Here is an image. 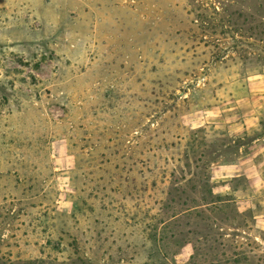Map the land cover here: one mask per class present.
<instances>
[{"label":"rangeland","instance_id":"1","mask_svg":"<svg viewBox=\"0 0 264 264\" xmlns=\"http://www.w3.org/2000/svg\"><path fill=\"white\" fill-rule=\"evenodd\" d=\"M263 118L264 0H0V264L68 263L50 225L86 264H130L133 222L155 230L137 264H264Z\"/></svg>","mask_w":264,"mask_h":264},{"label":"trees","instance_id":"2","mask_svg":"<svg viewBox=\"0 0 264 264\" xmlns=\"http://www.w3.org/2000/svg\"><path fill=\"white\" fill-rule=\"evenodd\" d=\"M166 36H167V38L170 37L169 35H166ZM188 38L190 39L191 44H198L199 43V42H196V40L194 39L195 38L194 37V33L192 35H190ZM196 48H198V45H194L191 48V50H193V49L196 50ZM194 56H197L196 52L194 53ZM215 62H218V59L217 58L215 59ZM259 124H260V126L262 128H264V118L263 119H260ZM135 182H136V184L139 183L138 181H135ZM138 191H139V193H137V194L135 193V202H134L133 208L135 210H137V212L139 214H144V215L149 214V211L146 210V207H147L146 206V203L144 202V200L147 199V197L150 198L149 196H147L148 189L146 187H144V188L142 187V188H139ZM191 191H192V194L194 193V195L195 194H198L197 193V189H195V188H191ZM80 193H83V195L85 193V197H86L85 199L86 200H88L90 198V196L88 195V193H86L84 187L81 188ZM176 193L177 192L175 191V194ZM183 194H185V193L182 192V193H180V196H175L174 198H172V200L170 201L172 203H170V204H172V206H175L176 208H178V205L180 204L181 196H183ZM176 195H178V193ZM207 195H209V191L207 190V183L204 182L202 184L201 190L199 192V198L203 202H205L203 204L204 206L208 205L206 203V201H207V199H206ZM13 200H14L13 202H22L24 199H13ZM82 200H83L82 197H80L79 199L76 198L75 201H72L73 204L75 205V212L70 217H68V218L66 217L65 218L66 221H64L62 223V225L65 226V227H67L69 230H70V227H71L70 226V223L75 224V223L78 222L77 216H79V215L84 216V211H83V209L81 207V205L84 206V202ZM220 201L221 200H219V202ZM189 202H191V205H194V206H190V207L186 208L184 211H180L179 210L180 213L181 212L182 213L185 212V214L187 213L189 215H192V213L189 212L190 210L196 209L198 207H201V205H197V202L195 201L194 198H190V201ZM189 202L188 201H184L182 204L183 205H186V206H189L188 205ZM210 204H215V202L212 200L210 202ZM142 205H143V207H142ZM39 207L40 206H38V207L30 206L28 208V212L23 216L29 222L26 223V220H25V221H23V223L21 224V226H24L26 229H31V234H33L34 231L37 232V229H38V226L36 225V219H33V216H34V210H35V208H39ZM172 210L174 211V209H172ZM88 211L90 213L91 212H94L93 210H88ZM105 212H107V209H104L103 210V213H105ZM138 213H137V216H138ZM197 215L199 217L201 216L199 213ZM164 216H166V219L167 220L175 219V215H171L170 213H168V214L165 213ZM14 219L16 220L18 218H14ZM111 220H112V216L108 215V216H104V218L102 220H99V219L93 220V223L95 225H98L99 228L102 229V230H104V229L114 230L113 229V225L110 223ZM161 220L162 219H160V221H159L160 224L163 223V221H161ZM201 220H202V222L204 221V219H202V218H201ZM84 221H85V218H84ZM144 225H145V223H143V224H136L135 222H133L132 227H130V228L124 227L125 231H127L129 234H127L126 237L125 236H122V239L123 240L122 239H118V242H119V248H118V253L119 254L118 255L121 256L120 259H122V251L123 250L124 251L126 250L128 252L133 253V255H132L131 259H130L131 260L130 261V264H131V262L133 264H137L136 263L137 262L136 260H139V258H140L139 253L143 249H145V247H144V245H141L140 248H137V247H134L132 245V243L135 242V240L138 238V235H139L140 232L143 235H145L147 233L149 234L150 231L152 233L155 232V230L154 229H151L150 226H145V227L142 228V226H144ZM49 228L52 230V233L50 234V236L47 237L50 240V242L47 243V244L50 245V246H54V244H56V236H58L59 234H64V237L63 238H58V241L60 242L59 249L61 250V251L58 250V252H60L59 254L62 255V259L65 262L66 261L68 262L66 264H86L84 262L83 255L79 252V249H78V241H77L78 240V237L76 239L74 236H72V234L70 232L69 233H66L67 230H65L64 233H57L56 232V229H54V227H52L51 225L49 226ZM114 228H116V226ZM92 229L93 228L90 227L89 228V232H92ZM45 232L46 231H44V233ZM86 234H88V233H86ZM26 235L27 236H25V237H28V234L27 233H26ZM85 235L82 233V235H80V237L82 238ZM149 236L144 237V238L145 239L148 238L150 240H154L155 241V235H154V233L152 235H149ZM87 238L91 240L92 239V236L89 235ZM201 241L204 242V243H206L208 241V239L207 238H202ZM198 242H200V241H198ZM245 254L246 253H243V255H245ZM248 254H249V258L252 261H259V258H260L259 257V255H260L259 252L257 253L256 251L251 250ZM196 256H197V259H198V252H196ZM110 258H111V256H109V258H108L109 261L111 260ZM120 259H118V260H120ZM246 259H248V258H246ZM48 264H51V263H48Z\"/></svg>","mask_w":264,"mask_h":264},{"label":"crops","instance_id":"3","mask_svg":"<svg viewBox=\"0 0 264 264\" xmlns=\"http://www.w3.org/2000/svg\"><path fill=\"white\" fill-rule=\"evenodd\" d=\"M228 168H231V167H228ZM221 175L218 177L219 179L217 180V183H218V190L219 191H222V187L224 186V182L228 181L227 177H235V169H232V170H223L221 172ZM229 173L233 174V175H228Z\"/></svg>","mask_w":264,"mask_h":264}]
</instances>
